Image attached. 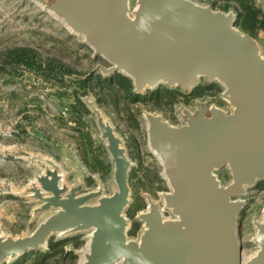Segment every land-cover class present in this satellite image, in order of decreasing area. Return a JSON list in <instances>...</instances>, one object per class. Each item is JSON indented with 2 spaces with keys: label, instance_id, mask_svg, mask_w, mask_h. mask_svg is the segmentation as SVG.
Returning a JSON list of instances; mask_svg holds the SVG:
<instances>
[{
  "label": "water",
  "instance_id": "1",
  "mask_svg": "<svg viewBox=\"0 0 264 264\" xmlns=\"http://www.w3.org/2000/svg\"><path fill=\"white\" fill-rule=\"evenodd\" d=\"M257 4L264 11V0ZM49 8L83 35L94 55L109 61L98 66L103 72L123 73L139 91L163 82L190 91L202 76L218 80L233 108L204 105L181 126L146 115L151 148L172 187L165 204L175 218H164L151 202L138 241L127 239L124 215L131 162L113 128L101 123L117 189L80 193L81 184L64 185L54 170L37 175L30 187L41 202L37 212L53 211L28 235L0 236V264L41 248L56 233L88 229L83 264H242L240 196L264 180V55L257 40L237 27L236 12L193 0H135L133 7L131 0H52ZM224 167L233 175L228 184L216 173ZM256 226L259 249L248 264H264V208Z\"/></svg>",
  "mask_w": 264,
  "mask_h": 264
},
{
  "label": "rangeland",
  "instance_id": "2",
  "mask_svg": "<svg viewBox=\"0 0 264 264\" xmlns=\"http://www.w3.org/2000/svg\"><path fill=\"white\" fill-rule=\"evenodd\" d=\"M51 1L0 0V194L14 186L3 183V177L16 179L17 183L26 179L28 187L27 197H23L26 202L0 205V236L28 235L53 211L37 212L41 202L30 191L37 175L50 174V170H54L64 178L61 180L64 185L81 184L80 193L101 186L103 195H110L117 189L115 162L102 136L101 123H107L121 140L131 162V194L124 215L128 222L127 239L138 241L145 229L142 214L149 211L151 202L159 205L164 218H175L165 204L164 195L171 192L172 187L156 150L151 148L146 115H160L169 124L181 126L189 114L196 115L204 105L217 106L227 112L233 106L223 98L225 86L203 76L198 87L190 91L163 82L156 87L163 92L152 98L156 88L139 91L132 81L131 94L125 93L124 88L116 87V73H123L103 72L98 66H109V61L94 55L83 35L74 32L63 17L49 8ZM193 1L236 12L233 5L228 10L222 9L219 3L223 1L217 4L214 0ZM134 5L135 0H131V7ZM252 36L264 55V29L255 28ZM25 47L32 48L39 58H54L62 64L47 78L6 57L13 49ZM68 69L71 72H67ZM88 76L92 79L86 85L83 80ZM110 76L115 78L112 85L108 81ZM136 94H142L143 100H137ZM20 156L23 157L21 167ZM216 173L223 184L233 179L229 167ZM240 198L244 205L238 213L239 236L243 253L253 256L259 249L254 237L256 222L263 219L264 180L248 187ZM96 202L97 198L91 201ZM72 235L77 238L68 240L64 249L74 250L77 257L73 260L69 255L64 262L83 264L89 252L92 230L54 236L59 240ZM47 248L48 243L39 249ZM17 258L19 256L5 262Z\"/></svg>",
  "mask_w": 264,
  "mask_h": 264
},
{
  "label": "trees",
  "instance_id": "3",
  "mask_svg": "<svg viewBox=\"0 0 264 264\" xmlns=\"http://www.w3.org/2000/svg\"><path fill=\"white\" fill-rule=\"evenodd\" d=\"M221 1H223V3L219 4L222 9L228 10L232 5L236 9V25L242 30L253 35V30H255V28L260 27L264 29V13L263 10L256 5L255 0H214L215 4ZM232 2H234V4H231ZM6 57L13 59V63L23 64L29 68H33L39 73H43L47 78L55 74L57 65L62 64L60 60L54 58H39L37 53L29 47L13 49ZM66 71L71 72L70 69ZM113 77L114 76H110L108 79L110 85L114 84L115 78L113 79ZM116 77L118 78L116 87L119 86L124 88L125 93L131 94L133 89L132 79L120 73H116ZM91 79L92 76H88L83 80V83L86 85L90 84ZM161 92H163V90L156 88L152 91V98L158 97ZM143 97L142 94H136L137 100H143ZM76 238L77 235H72L57 240L55 236H52L48 241V248L46 250L33 249L20 255L19 258L12 262H4L2 264H65V257L71 255L73 260L77 257L74 250L66 251L64 249V245L68 240Z\"/></svg>",
  "mask_w": 264,
  "mask_h": 264
},
{
  "label": "crops",
  "instance_id": "4",
  "mask_svg": "<svg viewBox=\"0 0 264 264\" xmlns=\"http://www.w3.org/2000/svg\"><path fill=\"white\" fill-rule=\"evenodd\" d=\"M255 1H256V5H258L257 0H255ZM258 6L263 10L261 5H258ZM263 13H264V11H263ZM19 158H20V160L18 162H19V165L21 167L23 157L20 156ZM0 172H1V170H0ZM3 175L6 176V174H3ZM0 177H2V173H0ZM2 180H4L3 183H8L10 185L14 184V186L18 185L19 187L16 188L13 186L12 188H15V191H13L11 188V189H9V191H5L4 194H0V205L1 204L9 205L12 201H14V202L15 201L26 202V201H24V198H26V188H27L26 179H24L25 181H23V183L21 181L22 179H20V181L17 183L16 179H13L10 177L9 178L3 177ZM0 210L2 211V207H0Z\"/></svg>",
  "mask_w": 264,
  "mask_h": 264
},
{
  "label": "bare ground",
  "instance_id": "5",
  "mask_svg": "<svg viewBox=\"0 0 264 264\" xmlns=\"http://www.w3.org/2000/svg\"><path fill=\"white\" fill-rule=\"evenodd\" d=\"M158 154V153H157ZM158 156H159V154H158ZM159 158H160V156H159ZM160 160H161V158H160ZM162 162V161H161ZM257 235V234H256ZM255 238V237H254ZM250 259H251V256H246L244 253H243V257H242V264H248L249 263V261H250ZM114 264H116V263H114Z\"/></svg>",
  "mask_w": 264,
  "mask_h": 264
}]
</instances>
